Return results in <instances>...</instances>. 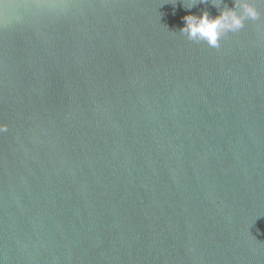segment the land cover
<instances>
[{
	"label": "water",
	"instance_id": "95a60500",
	"mask_svg": "<svg viewBox=\"0 0 264 264\" xmlns=\"http://www.w3.org/2000/svg\"><path fill=\"white\" fill-rule=\"evenodd\" d=\"M255 2L210 48L211 4L0 0V264H264Z\"/></svg>",
	"mask_w": 264,
	"mask_h": 264
},
{
	"label": "clouds",
	"instance_id": "9594fccd",
	"mask_svg": "<svg viewBox=\"0 0 264 264\" xmlns=\"http://www.w3.org/2000/svg\"><path fill=\"white\" fill-rule=\"evenodd\" d=\"M259 2L264 3V0ZM181 3L185 9H192L197 4H211L218 9L219 15L215 18L206 10L199 16H184V26L179 30L188 41L203 43L210 48H219L221 40L228 34L242 30L246 21H257L260 18L255 0H232L231 8L225 4V0H181ZM7 131L8 126L0 123V133Z\"/></svg>",
	"mask_w": 264,
	"mask_h": 264
}]
</instances>
